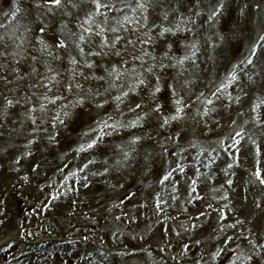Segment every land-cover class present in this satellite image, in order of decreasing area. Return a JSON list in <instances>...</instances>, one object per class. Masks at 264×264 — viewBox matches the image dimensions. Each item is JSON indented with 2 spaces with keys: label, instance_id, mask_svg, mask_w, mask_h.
<instances>
[{
  "label": "rangeland",
  "instance_id": "obj_1",
  "mask_svg": "<svg viewBox=\"0 0 264 264\" xmlns=\"http://www.w3.org/2000/svg\"><path fill=\"white\" fill-rule=\"evenodd\" d=\"M223 2L101 0L115 7L96 14L71 0L52 17L45 0H0V264H264V0ZM89 14L85 27L121 37L101 56L87 54L100 37L83 33L81 55L69 34ZM96 145L124 159L123 173ZM55 174L72 182L57 190Z\"/></svg>",
  "mask_w": 264,
  "mask_h": 264
},
{
  "label": "snow or ice",
  "instance_id": "obj_2",
  "mask_svg": "<svg viewBox=\"0 0 264 264\" xmlns=\"http://www.w3.org/2000/svg\"><path fill=\"white\" fill-rule=\"evenodd\" d=\"M45 3L47 5H50V7L48 9V12H49V14L52 17H55L57 11L65 8V7H67L69 4H71L72 7H77L76 4H72L71 3V0H45ZM92 3L95 6V13L96 14H100V10L102 8H114L115 7L114 5H110V4H107V3H101V0H92ZM137 7L140 8V9H144L145 8V5L143 3L138 2L137 3ZM17 11H18V9H17ZM215 14H216L215 11H213L212 15H215ZM65 15H66V13H65ZM92 19H93V15L92 14H89V16L84 21V23L80 24V27H81V29L83 31L81 33H76L74 31H72L71 29H69V34L72 37L78 38L79 43H76V47L79 49L81 55H84L85 54V49L81 45L88 42V41H86L85 35L83 33H88L89 34V37H91L93 35L96 36V37H100L101 39H100L99 48L101 49V51H92V50H90L87 54L88 55H91V56H101V55L106 54L104 52L105 49L113 48L117 43H119V41L121 40V37L119 35H117L111 41V43H110L107 35H102V34H104V33H106L108 31V29H106L105 27L98 25L97 26L99 28L98 31H94L91 27H85V24H90L91 21H92ZM107 19H108L107 16H105V23L107 22ZM125 19H127V17H125ZM144 19L146 20L147 17L145 16ZM164 19L165 20L167 19V15H165ZM61 27H62V30H63L64 28H67V24H62ZM38 30L41 33H43V32H45V27L41 26V27H39ZM170 31H172L171 28L165 27L163 29V32H170ZM111 32L116 33V32H118V29L115 28V27H113V28H111ZM161 34H163V33H161ZM261 39H264V37H262ZM41 43H43V41H41ZM74 43H75V41H74ZM128 43H132V42L131 41H128ZM60 47L61 48H65V47H67V45L64 44L63 42H61L60 43ZM190 47H192L194 49L195 48V45H191ZM145 54L147 55V53H145ZM195 54H196L195 51H192L191 55L194 56ZM116 55H119V53L117 52ZM189 58L190 57L187 56V55L184 57L185 60L186 59H189ZM71 62L73 64H76L77 63V61L75 60V58H73ZM178 62L179 63H183L184 61L183 60H180ZM248 63L251 64L252 61L251 60H248ZM84 66L87 67V68H92L93 67V64L88 63L87 61H85ZM149 71H151V69H149ZM133 72H135V69H133ZM112 73H117L116 78L119 79L120 73L117 71V69L115 67H113L108 74L111 76ZM100 79H103V77H100ZM144 83L145 82H144L143 79L138 80V84L143 85ZM67 87H68V90L69 91L72 90V85L71 84H69ZM77 87H80V85H77ZM160 91H161L160 87L157 86L155 88L154 92H153V96H155V94L156 93H159ZM123 95L124 96H127L128 95V92H124ZM116 99L117 100H120L121 97L120 96H117ZM176 103L179 104L180 101L177 100ZM209 103H211V101H209ZM9 104H11V101H9ZM98 107H103V104L98 105ZM141 107H142L141 104H136V108H141ZM160 108H161V106L157 105L153 110L155 112H159L160 111ZM133 110H135V109H133ZM176 111L179 113V112L183 111V109L182 108H177ZM65 115H67V113H65ZM177 118H178V116H173L172 117V119H177ZM57 119H59V117H57ZM33 123H35V121H33ZM61 123H63V121H61ZM167 123H168V119L167 118L163 119V124H167ZM105 126L106 127L109 126L107 124V122H105ZM133 126H135V125H133ZM237 135H239V133H237ZM94 143L95 142L88 143L87 147L88 148L94 147ZM80 150H84L83 147H81ZM229 167H231V165H229ZM258 176H259V174H258ZM228 183L231 184V181H229ZM261 183H264V180H261ZM257 207H259V205H257ZM261 247H264V245H261ZM249 259H252V257H249Z\"/></svg>",
  "mask_w": 264,
  "mask_h": 264
},
{
  "label": "bare ground",
  "instance_id": "obj_3",
  "mask_svg": "<svg viewBox=\"0 0 264 264\" xmlns=\"http://www.w3.org/2000/svg\"><path fill=\"white\" fill-rule=\"evenodd\" d=\"M147 1V0H146ZM226 2V0H224V2L223 3H225ZM223 3H220V4H223ZM180 9L181 10H183V5H181L180 6ZM197 9V6H195V10ZM143 12H144V9H143ZM247 13V9H244L243 10V14H246ZM187 14H184V17L186 16ZM183 17V19L182 20H178L177 18H176V16H175V20L178 22V23H181L182 25H185L188 21H189V18H184ZM234 18L236 19V20H241L242 19V17H240L239 15H234ZM150 34H152V35H158V33L156 34L155 32H149ZM251 33H253V31H251V32H249V34L251 35ZM264 36V34L263 35H261L260 36V41H264V39H261L262 37ZM179 47L177 46L176 47V49H178ZM189 56V49L188 50H181V53L179 54V56H178V58H181V59H184V57L185 56ZM160 56V58H165L164 56H162V55H159ZM3 57V55L2 56H0V60H1V58ZM6 59H8V54H4V57H3V60H6ZM167 71H170L169 69H167ZM14 74V73H13ZM172 77V81L171 82H174V79L176 78V76H172L171 74L170 75H167V76H165V77H162L161 79H160V81H161V83H163L164 85H168V81H169V79ZM143 80H144V85L146 86V88H147V85L148 84H151V82H153L155 79H152V77H146V78H144L143 77ZM35 82H39V80H37V81H35ZM168 82V83H167ZM119 85H123V80H120L119 81ZM119 85H116L115 84V88L116 89H120L118 86ZM163 85V86H164ZM113 91H114V89H113ZM120 91V90H119ZM136 104H138V102L136 103L135 102V104H134V106H136ZM126 113H128V114H130V113H132V111L131 110H129V109H127L126 111H125ZM120 113L121 114H123L124 112H121L120 111ZM91 133H89L88 134V136L90 135ZM118 135V132H110L108 135H107V137L109 138V139H117L116 138V136ZM85 138V137H84ZM81 139H83V138H81ZM80 139V140H81ZM68 144V140L66 139V140H64V141H62V142H60V145H62V146H66ZM97 146V149H100L106 156H107V162H108V164L110 165V166H114V167H118V169L120 170V172L121 173H123V171H122V169H120V167L122 166V165H124V163H125V161H124V159L123 158H116L114 161H112V156H113V154H114V152L111 150V149H109V148H107V147H105V146H100V145H96ZM72 148L70 147L69 148V150H71ZM185 150V149H184ZM123 153H124V151H123ZM169 154H172V151L170 150L169 151ZM51 160H52V157L50 158ZM50 160V161H51ZM53 162H62V163H67L66 162V158L65 157H61V159H60V161L58 160V158L56 157V158H54L53 159ZM46 163H49V161H47V159H46V157L45 158H41V166H39V169H38V172H37V174H40V176H44L47 180H48V176L49 175H51L52 174V172H50V171H46L45 172V174L44 175H42V172L46 169ZM184 163L186 164V165H189V163H187V162H185L184 161ZM230 164L229 163H227V164H223V169H224V171H225V168H227L228 166H229ZM62 166L60 165V163L58 164V166H57V171H58V168H61ZM7 169H9V170H13L12 169V167H11V165H10V163H8V165H7V167H6ZM62 170H63V173H66V172H69V170H70V166L67 164L66 166H64V167H62L61 168ZM24 172H26V174H27V176H29V177H31V176H34L32 173H29V168H28V166L27 165H24V167H23V169H22ZM35 175V176H39V175ZM226 174L228 175V176H231L229 173H227L226 172ZM76 175H78V176H82L83 174H81L80 172H78V173H76ZM120 175L121 174H119V172H114V173H112V178L113 179H117L118 177H120ZM55 178H56V180H57V183H56V185H55V187L54 188H56V186H59L60 185V187H58L57 188V190H61L63 187H65L66 185H68V184H70L71 182H72V179L71 178H69L68 180H66L64 177H63V175L62 174H55ZM133 182V180L132 179H130V181H129V183L131 184ZM124 186V185H123ZM150 186H151V188H155V185L154 184H150ZM239 192H238V190L237 191H235L234 192V194H238ZM128 195V197H132V194L131 195H129V194H127ZM77 197V196H76ZM52 199H54L55 200V198H54V192L51 194V195H48L47 196V202H48V204L51 202V200ZM212 237V236H211ZM209 241H211V239H209ZM228 244V242H226V245ZM31 254H32V250H28V249H26V248H23V253H22V255L24 256V258L25 259H28L29 261H30V257H31ZM214 258V257H213Z\"/></svg>",
  "mask_w": 264,
  "mask_h": 264
}]
</instances>
